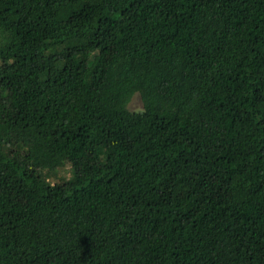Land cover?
Masks as SVG:
<instances>
[{"label": "trees", "instance_id": "obj_1", "mask_svg": "<svg viewBox=\"0 0 264 264\" xmlns=\"http://www.w3.org/2000/svg\"><path fill=\"white\" fill-rule=\"evenodd\" d=\"M0 264H264V0H0Z\"/></svg>", "mask_w": 264, "mask_h": 264}, {"label": "rangeland", "instance_id": "obj_2", "mask_svg": "<svg viewBox=\"0 0 264 264\" xmlns=\"http://www.w3.org/2000/svg\"><path fill=\"white\" fill-rule=\"evenodd\" d=\"M129 108L132 111H139L143 109V101L139 93L135 94V96L133 97L132 101L129 104ZM71 174H72L71 165L69 163H66L63 166H60L56 169H49L47 176L50 182L53 183L56 181H60L61 179L67 180V178H69Z\"/></svg>", "mask_w": 264, "mask_h": 264}]
</instances>
